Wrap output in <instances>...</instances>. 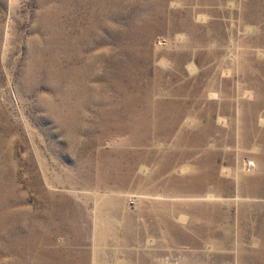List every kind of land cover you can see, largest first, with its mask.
Instances as JSON below:
<instances>
[{"label": "rangeland", "instance_id": "1", "mask_svg": "<svg viewBox=\"0 0 264 264\" xmlns=\"http://www.w3.org/2000/svg\"><path fill=\"white\" fill-rule=\"evenodd\" d=\"M0 264H264V0H0Z\"/></svg>", "mask_w": 264, "mask_h": 264}, {"label": "bare ground", "instance_id": "2", "mask_svg": "<svg viewBox=\"0 0 264 264\" xmlns=\"http://www.w3.org/2000/svg\"><path fill=\"white\" fill-rule=\"evenodd\" d=\"M252 168V167H251Z\"/></svg>", "mask_w": 264, "mask_h": 264}]
</instances>
